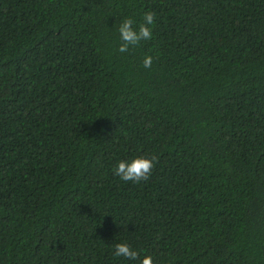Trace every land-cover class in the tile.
<instances>
[{
  "label": "trees",
  "instance_id": "16d2710c",
  "mask_svg": "<svg viewBox=\"0 0 264 264\" xmlns=\"http://www.w3.org/2000/svg\"><path fill=\"white\" fill-rule=\"evenodd\" d=\"M149 254L264 264V0H0V264Z\"/></svg>",
  "mask_w": 264,
  "mask_h": 264
},
{
  "label": "clouds",
  "instance_id": "9594fccd",
  "mask_svg": "<svg viewBox=\"0 0 264 264\" xmlns=\"http://www.w3.org/2000/svg\"><path fill=\"white\" fill-rule=\"evenodd\" d=\"M156 13L148 11L143 14V22L137 25L133 18H125L119 25L120 44L118 50L121 53L129 51L130 48H135L141 41L151 40L153 36L152 25L155 22ZM145 68H151L153 64V57L151 55H145L143 61ZM158 161L157 155H139L131 160H120L115 168V174L120 177L121 180L128 182L132 181L140 183L141 181H147ZM114 256L125 257L135 260L138 258V253L127 242H120L115 244ZM141 264H154L152 255H145Z\"/></svg>",
  "mask_w": 264,
  "mask_h": 264
}]
</instances>
